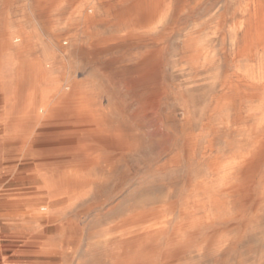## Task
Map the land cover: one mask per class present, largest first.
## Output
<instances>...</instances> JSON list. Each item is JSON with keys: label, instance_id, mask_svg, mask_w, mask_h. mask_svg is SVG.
<instances>
[{"label": "rangeland", "instance_id": "obj_1", "mask_svg": "<svg viewBox=\"0 0 264 264\" xmlns=\"http://www.w3.org/2000/svg\"><path fill=\"white\" fill-rule=\"evenodd\" d=\"M138 2L0 0V44H13L0 55V251L14 264H264L257 0H164L149 22ZM37 61L49 104L72 105L13 126L34 92L20 70ZM54 165L84 180L49 183ZM35 202L47 214L29 222Z\"/></svg>", "mask_w": 264, "mask_h": 264}, {"label": "bare ground", "instance_id": "obj_2", "mask_svg": "<svg viewBox=\"0 0 264 264\" xmlns=\"http://www.w3.org/2000/svg\"><path fill=\"white\" fill-rule=\"evenodd\" d=\"M163 2L164 0H140V2L136 3V5H134L131 8V10L137 11L139 14L143 15V22H147V21L149 22L151 21V18L154 16V12L158 8V6ZM257 4L260 10L258 11L259 13H257V32L259 35H263L264 34V0H257ZM12 48H13V44H0V55L4 52L11 50ZM43 64H44L43 61H37L34 62L33 64L23 66L20 70L21 80H25V79L27 80L31 74L34 75L33 80L30 81V85L33 88L34 92L31 95V98L28 100V103L25 105V107L16 114L14 115L12 114L11 120H10L11 114H8L9 121L11 122V124H13V126H18L19 124L24 122L35 123L40 120H49L52 118L62 117L64 114V110L72 105L71 101L65 98H63L62 100L63 102L61 101V103L58 102V103H54L53 105L49 104L50 101L49 96L40 89L42 78H44L46 72V68L44 67ZM108 103H110V101ZM2 106H3V100L2 98H0V108H3ZM95 130L100 134L103 133L105 131L104 122H101V120L98 119V121L95 124ZM73 141H75V139H73L72 141H69V139H65L58 141V143L56 144L59 147L63 148ZM98 143L105 149H108L110 147V144L106 143L105 141H102V139L101 140L98 139ZM99 163H100L99 157H96L93 160L86 162V164H90V165H97ZM47 168L50 170L48 174L49 175L48 179L50 181L49 183L56 182L62 185H66L68 187L70 185H74L75 183L84 180L83 175L77 173H72V174L66 172L59 173V167L55 165L53 167L48 166ZM36 203L37 202L31 204L32 207H30V209L25 212V215L29 219V222H34V221L36 222L37 220L44 218L47 214L43 212L44 210L43 208L40 210L34 208L36 206ZM258 206H259L258 204H255L252 208L253 211H256L258 209ZM135 232H143V228H138ZM131 233L132 232H130V230L127 229L120 232L119 237L124 238L125 236ZM112 239H114V237L109 235L106 236L104 235L99 239H94L91 245L96 246L99 244L106 243Z\"/></svg>", "mask_w": 264, "mask_h": 264}, {"label": "crops", "instance_id": "obj_3", "mask_svg": "<svg viewBox=\"0 0 264 264\" xmlns=\"http://www.w3.org/2000/svg\"><path fill=\"white\" fill-rule=\"evenodd\" d=\"M9 258H10V256H8L4 252L0 251V264H14L15 261H10Z\"/></svg>", "mask_w": 264, "mask_h": 264}]
</instances>
